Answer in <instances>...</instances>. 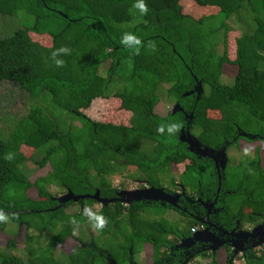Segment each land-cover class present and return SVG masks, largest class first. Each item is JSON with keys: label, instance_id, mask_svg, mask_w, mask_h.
<instances>
[{"label": "trees", "instance_id": "16d2710c", "mask_svg": "<svg viewBox=\"0 0 264 264\" xmlns=\"http://www.w3.org/2000/svg\"><path fill=\"white\" fill-rule=\"evenodd\" d=\"M188 1L198 17L184 13L181 0H144L145 14L135 7L137 0H0V14L24 12L34 17L30 27L0 37V82H16L32 104L48 93L53 106L82 122L76 131L72 127L61 131L57 122L34 104L6 139L0 136V212L15 225L4 247L16 246V229L23 226L28 255L24 262L17 255L2 254L0 264H60L54 258L56 246L66 255L67 264H95L96 258L104 256L121 264L140 248L147 249L145 264H181L199 257L203 264H233V251L223 245L191 257H183L177 250L170 254L174 242L192 238L191 229H199L201 219L179 212L181 206L176 203L168 205L187 218L184 228L162 218L168 206L157 212L160 220H147L143 214L150 206L143 200L130 205L116 200L121 189L109 181V176L128 166L143 174L140 181L170 193L162 186V178L170 175L175 180L170 168L183 164L178 174L183 187L204 196L212 192L211 197L220 191L214 201L224 210L214 220L217 225L230 230L237 220L251 225L264 219V167L259 159L264 150V0ZM198 6L205 10L199 11ZM247 11L250 20L244 15ZM231 15L242 28L232 41L229 33L234 30L227 24ZM125 34L138 38L139 46L123 44ZM61 47L70 52L57 53L64 60L57 66L52 53ZM107 60L110 67L103 75L100 69ZM127 64L131 69L121 78L119 69ZM231 67L236 71L232 83L224 84V71ZM130 82L131 87L112 92L116 83ZM161 91L181 110L165 116L155 113ZM97 98L118 100L120 109L129 115L128 124L87 116L83 110ZM171 124L179 126L173 133L167 130ZM161 127L162 132L158 130ZM185 130L202 147H225V152L229 146L239 147L241 137L247 145L255 143L254 158L227 173V161L220 169L208 157L187 148L179 139ZM81 131L84 141L77 133ZM239 131L254 137H242ZM21 147L28 152L24 154ZM36 151L42 152L38 160L33 158ZM26 162L39 168L49 165V171L32 181L21 168ZM51 184L74 196L94 195L98 190L100 198L110 201L89 216L68 213L66 208L76 202L69 199L62 203L54 198L47 190ZM31 187L38 199L28 196ZM10 189L16 194L9 196ZM97 202L89 197L77 200L88 208ZM92 214L107 221L102 229L97 228L99 236L112 235L116 240L119 232L122 242L111 251L96 250L78 238L81 244L75 243L65 252L66 239L75 238V225L88 220L95 224ZM4 223L0 221V235H6L1 232ZM45 233L48 238L41 245ZM34 240L37 249L31 244ZM255 249L251 242L245 244L244 256H240L245 264H264V244Z\"/></svg>", "mask_w": 264, "mask_h": 264}, {"label": "rangeland", "instance_id": "374dc122", "mask_svg": "<svg viewBox=\"0 0 264 264\" xmlns=\"http://www.w3.org/2000/svg\"><path fill=\"white\" fill-rule=\"evenodd\" d=\"M181 5L182 8H184L183 9L184 13L190 14L193 17L199 16V13L195 12V6L188 0H181ZM198 8L199 11L205 10V7L198 6ZM244 15L247 19L250 20L249 12L245 13ZM33 21H34V17L24 12L15 13L13 14V16L0 14V37L10 36L19 27H30L33 24ZM227 24L230 26L231 29L234 30L233 32L229 33L232 41V37L236 36V34H238L242 30L241 22L236 18V16L231 15L227 19ZM230 52L228 53L230 58H232ZM109 67H110V61L107 60L103 63L102 68L100 69L101 74L103 75L106 74V71L109 69ZM130 69L131 67L128 64L123 69H121V71L119 69L120 77L124 78L125 76H127ZM224 72H225L224 76L226 78L222 77L223 79L222 83L231 84L233 80L231 78L234 76L236 72L234 67H231V70H225ZM132 85L133 84L131 82L122 83V84L116 83L114 87H112V92L118 91L121 88L125 89L127 87H131ZM164 95L165 93L161 91L160 102L154 108L155 113H157L160 116H165L167 112L172 111L173 107L176 104L174 103V101L166 98ZM34 104H38L39 106H41L44 112L48 114L54 121L57 122L58 127L61 131H63L66 127H72V129L75 130L76 128H79L82 123L78 118L76 119V117L65 112L64 110L53 106L52 103L50 102V97L48 93H45L41 98L34 100L32 104V102L30 103L29 101L28 94L23 89H21L16 82L4 80L0 82V136L3 139L7 138L8 134L13 130L16 122L22 117H24L27 114L30 106ZM83 112L93 120L112 122L115 124H125V125L128 124L127 119L129 115L120 109V102L116 99L111 98L104 100L101 98H97L90 104L88 108L84 109ZM87 130L88 128L85 127L83 131L86 132ZM83 131L77 133L83 135L82 140L84 141L85 134ZM254 146L255 143L253 145L250 144L247 145L242 140L239 142V147L237 145L229 146L228 149L226 150V157L228 158V162L226 166L227 173L233 172L235 169L242 168L246 166V164L251 162L252 159L254 158L251 152L252 151L251 148H254ZM21 151L24 154H26L28 152V148L21 147ZM41 157H42L41 151H36L33 154V158L36 160L40 159ZM260 162L264 167V150H262L261 152ZM122 167H123L122 173H116L109 176V181L113 187L120 189H127V190H135L143 187H149V186L140 187L145 184L144 181H140V179H142L141 177H143L142 173L136 171L135 168L132 167H128V166H122ZM21 168L32 181H34L37 177H40L44 175L47 171H49V165H45L43 168H39L33 162H26L23 165H21ZM182 170H183V164L180 165V167L171 166L170 172L175 180H179L178 174L182 172ZM162 179H164L162 180L163 182L161 183L162 186L168 187L173 185L174 180L170 175L167 176V178H162ZM47 190L54 198H60L64 195L63 190L52 184L47 186ZM27 193L28 196L32 199L39 198L36 189L34 187L28 189ZM15 194L16 192L14 190L10 189L8 191L9 196ZM100 206L101 205L99 203H94L92 208H88L87 206L82 207L81 205H78V203H73L66 208V212L72 214H76L80 212L85 216H89L92 212L99 210ZM150 207L151 208H149V210L143 214L145 215L144 217L147 220H151V221L158 220V218H154V214L162 210V207L160 205L150 206ZM164 218H168V220L171 223H177L178 219L180 218V214L177 213V211H174L173 209H167L165 210ZM4 222H5L4 223L5 229L1 232L5 233L6 235H0V255L2 254L17 255L19 257H22L24 262H27L26 260L28 258V255H27V251L24 248V238H25L24 227L21 226L20 228L18 227V229H16L17 234L14 237L16 246L13 248L6 249L4 245L8 240L12 238L10 236L14 232L15 225H13V223L9 221L8 218L4 220ZM126 229L130 230V227L126 225ZM28 233L37 235L36 232L32 233L29 231ZM73 233L75 238L66 239L63 245V249L65 252H69L75 243L81 244V242L79 243L78 238H80V240L85 244L86 243L91 245L93 244V246H95L94 249L96 250L100 248V249H108L109 251H111L122 242L119 232L116 234V236H118L116 240L112 237V235L99 236L98 229L95 227V224L89 220L86 221L85 223L75 225L73 229ZM47 238H48V234L46 233L44 235L42 234L39 243L41 245H44L47 241ZM31 244L35 249H37V247L39 246V244L35 240L31 242ZM261 246L262 244L256 246L255 250H257L258 247L261 248ZM54 250H55L54 258L56 259V261H58L60 264H67L66 255L63 253L61 248L59 246H56ZM238 254L241 253L239 252ZM146 256H148L147 252H144V250L140 248L139 251L135 253L133 258L128 256L129 258L133 259L132 261L129 260V258H126L123 262H121V264H135V263L144 264ZM103 258L104 259L96 258L95 264H112V262H114L113 258H111V260H109V257L107 256H104ZM233 261L234 264H245L244 260L240 256L238 257L237 255L236 257H234ZM203 262L204 260L203 259L201 260V258L199 257L195 259L194 262H192L191 264H203Z\"/></svg>", "mask_w": 264, "mask_h": 264}, {"label": "flooded vegetation", "instance_id": "af4514ba", "mask_svg": "<svg viewBox=\"0 0 264 264\" xmlns=\"http://www.w3.org/2000/svg\"><path fill=\"white\" fill-rule=\"evenodd\" d=\"M241 140L244 141L245 139L240 137L238 139V143ZM245 142L248 143L247 140ZM255 149L256 148H253V150L251 151L252 154H254ZM200 156H202V155H200ZM203 157L207 158L208 156L203 155ZM215 158L217 160L214 158L208 157V159L212 162L213 166L215 164L218 167L221 158L216 157V156H215ZM259 159H260V156H259ZM216 161H217V163H216ZM227 162H228V158H227ZM260 164H261V162H260ZM216 175H217V177L219 176L217 170H216ZM143 186H150V185H147L145 183L144 185H142L140 187H143ZM167 188L169 189V192H170L168 194H170L172 196V199L174 200L175 204L177 203L181 206V210H178L179 212H183V213L187 214V216L199 218L204 223V224L203 223L200 224L201 226L199 225L200 226L199 229H195L194 232L202 231L204 229L206 230V232L203 234V239L201 240V242H198V241H196V239H192L191 237L183 239V241L174 242L173 247L171 248L170 254L174 255L172 251L177 250L180 252L181 255H183V257H191L192 254L199 252V251H202V250H205V249H208L209 247L211 248V246L219 244V243H223V244H221L223 246H229L231 248V250L233 251V248L230 246V243H229L230 239L233 237L232 233H233V235H237V232H236L237 229L250 231L257 225H262L263 228L261 230L258 229V232H259L258 234L255 233V234H253L254 236L251 235L250 237H247V240H249V241L244 239L243 243H241L242 238L239 237L237 239L235 237L237 239L236 240L237 246L242 245V248L244 247V249H245L246 243L251 242L253 244V242L258 241L261 237H264V219L263 218H260L255 224H251V225H248L247 223H240V221L237 220L235 222V225L233 227H231L230 230H227V229H225V227L223 225H219V224L217 225L214 222V220L219 218L221 212L224 210V207L220 203H218V200L214 201L215 198L216 199L218 198V194L220 192L219 190H218L219 192L216 193L215 196H213V197H211L213 195L212 192H211V195L206 194L204 196L203 192L196 194V191H191L189 188L183 187L179 183L178 180H174L173 185L168 186ZM115 195H116V193H115ZM203 197H204V199H203ZM143 202L149 206H154L157 203L161 207L165 208V206L166 207L168 206L167 207L168 209H172V207L170 205H168L167 202H164L161 200L151 199V200H143ZM97 203H99L101 205L100 208L103 205H105L99 201ZM78 205H80V204H78ZM149 208H151V207H149ZM149 208H148V210H149ZM174 211H177V210H174ZM178 211H177V213H179ZM154 218H158V220H160L161 216H157V213H156V214H154ZM162 218L168 220V218H164V215L162 216ZM186 219L187 218H185L183 215L180 214V218L178 219L179 228H184V226H186V222H185ZM194 232H192V233H194ZM255 235H257V236L255 237ZM240 236H241V234H240ZM259 248L260 247H258V249ZM243 252H244V250L242 252H240L241 254H238L239 253L238 252L236 255L237 256H244ZM184 263L185 264H191L192 262L191 261L181 262V264H184ZM152 264H154V263L152 262ZM166 264H169V263H166ZM233 264H234V261H233Z\"/></svg>", "mask_w": 264, "mask_h": 264}, {"label": "water", "instance_id": "95a60500", "mask_svg": "<svg viewBox=\"0 0 264 264\" xmlns=\"http://www.w3.org/2000/svg\"><path fill=\"white\" fill-rule=\"evenodd\" d=\"M180 110H181V108L179 107V105L175 104V106L173 107V110L171 112L180 111ZM239 135L242 137H247L249 135V133H246L244 131H239ZM249 136L254 137V135H249ZM179 139L181 141H184L187 144V148L191 152H194L197 155H202V156L207 155L208 157H211L214 159H216L215 156L220 157L221 159H220V163H219L218 167L220 169L225 168L226 161H227L225 147H222L220 149H210L206 146L202 147L200 141L195 136L190 134L187 130L181 132ZM216 163H217V161H216ZM98 194H99V192H98V190H96L94 195L74 196L70 191H68L62 197L58 198V200L63 203L69 199H72L73 201H77L79 198L89 197V198H93V199L101 202L102 204H106L107 201H110V200L105 199V198H100ZM148 199L161 200V201L167 202L170 205H173V206L176 205L174 200L172 199V196L170 194L166 193L162 187H154V186L143 187V188L135 189V190L121 189L118 192V198H116V200H118L124 204H127V205H130L132 202H135V201H142V200H148ZM262 228H263L262 225H257L250 231L239 230V231H237V235H233V233H232L233 237L229 241L230 246L233 248L231 260L234 259V257L236 256V254L238 252H242L244 250V247L242 248V245L237 246L236 240L239 237H241L242 238L241 243H243L244 239L247 240V237H250L251 235L254 236L253 234H255V233L258 234L259 233L258 229L261 230ZM205 232H206L205 229L202 231H196L193 233L192 238L196 239V240H202L203 234ZM240 234H241V236H240ZM256 236L257 235H255V237ZM247 241H249V240H247ZM263 243H264V237H261L258 241L253 242L252 246L256 247V246L261 245ZM221 244H223V243H219V244L211 246L212 250H215V248ZM112 264H115V263L112 262Z\"/></svg>", "mask_w": 264, "mask_h": 264}, {"label": "clouds", "instance_id": "9594fccd", "mask_svg": "<svg viewBox=\"0 0 264 264\" xmlns=\"http://www.w3.org/2000/svg\"><path fill=\"white\" fill-rule=\"evenodd\" d=\"M135 7L139 9L141 14H145L148 11V8H147L146 4L144 3V0H137ZM122 43L125 45L135 44V45L139 46L140 41L138 38L134 37L133 35L125 34L122 38ZM136 51L137 52L139 51V47L136 48ZM69 52H70V49H68L67 47H61V48L56 49L52 53V56L55 59V63L57 66H62L64 64V60L62 58H58L57 53H63L64 54V53H69ZM178 127L179 126L176 124H171V126L168 127L167 130L169 133H173L178 129ZM158 130L162 132L164 129H163V127H161ZM10 158L11 157L9 156V159ZM6 219H7V216L4 213L0 212V221H4ZM91 219L94 220L95 227L98 229H102L107 222L106 219L102 215H97V214H92Z\"/></svg>", "mask_w": 264, "mask_h": 264}, {"label": "crops", "instance_id": "0c3cea01", "mask_svg": "<svg viewBox=\"0 0 264 264\" xmlns=\"http://www.w3.org/2000/svg\"><path fill=\"white\" fill-rule=\"evenodd\" d=\"M143 250H144V252H146V251H145V250H146L145 248H144ZM145 262H147V263H148V260H147V259H145Z\"/></svg>", "mask_w": 264, "mask_h": 264}, {"label": "built area", "instance_id": "2783aa9c", "mask_svg": "<svg viewBox=\"0 0 264 264\" xmlns=\"http://www.w3.org/2000/svg\"><path fill=\"white\" fill-rule=\"evenodd\" d=\"M191 231L194 232L195 231V228H192Z\"/></svg>", "mask_w": 264, "mask_h": 264}]
</instances>
